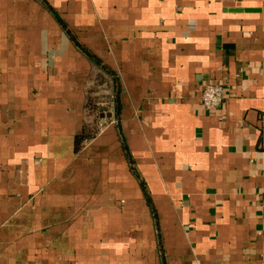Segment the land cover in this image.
Returning <instances> with one entry per match:
<instances>
[{
  "label": "crops",
  "instance_id": "0c3cea01",
  "mask_svg": "<svg viewBox=\"0 0 264 264\" xmlns=\"http://www.w3.org/2000/svg\"><path fill=\"white\" fill-rule=\"evenodd\" d=\"M0 264H264V0H0Z\"/></svg>",
  "mask_w": 264,
  "mask_h": 264
},
{
  "label": "built area",
  "instance_id": "2783aa9c",
  "mask_svg": "<svg viewBox=\"0 0 264 264\" xmlns=\"http://www.w3.org/2000/svg\"><path fill=\"white\" fill-rule=\"evenodd\" d=\"M224 89L221 84L208 83L203 87L201 100L206 108H215L224 102Z\"/></svg>",
  "mask_w": 264,
  "mask_h": 264
},
{
  "label": "trees",
  "instance_id": "16d2710c",
  "mask_svg": "<svg viewBox=\"0 0 264 264\" xmlns=\"http://www.w3.org/2000/svg\"><path fill=\"white\" fill-rule=\"evenodd\" d=\"M105 69H107V68L105 67Z\"/></svg>",
  "mask_w": 264,
  "mask_h": 264
}]
</instances>
